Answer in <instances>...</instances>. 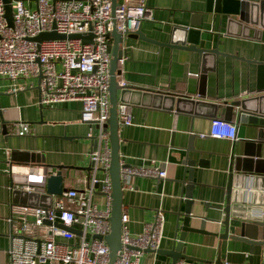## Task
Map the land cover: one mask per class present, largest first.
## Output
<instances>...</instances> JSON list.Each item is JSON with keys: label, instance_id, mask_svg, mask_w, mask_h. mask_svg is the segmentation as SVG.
I'll return each mask as SVG.
<instances>
[{"label": "crops", "instance_id": "0c3cea01", "mask_svg": "<svg viewBox=\"0 0 264 264\" xmlns=\"http://www.w3.org/2000/svg\"><path fill=\"white\" fill-rule=\"evenodd\" d=\"M207 1L147 0L151 17L141 23L142 36H124L120 50L118 82L135 90L123 96L129 101L132 124L119 125L120 160L139 166L156 159L167 171L166 177L160 180L132 176L124 181L122 210L128 214L127 226L133 235L141 232L145 223L152 222L157 211L164 214L159 249L171 247L176 221H182V216L178 218V211L184 210L180 181L184 176L187 178L189 160L205 159L208 163L207 167L195 166L192 173V213L223 218L220 211L211 206L207 208L205 204L220 206L225 202L228 159L215 153L229 150L233 140L209 136L213 119L224 118L237 123L235 140L239 144L242 140H249L254 154L258 153L261 145L258 139L260 126L241 123L239 110L230 103L264 95V30L257 27L249 32L243 31L227 24V16H223L220 24L218 14L205 13ZM197 22H200L199 26L194 25ZM186 27L201 30L199 46L218 47L220 54H210L203 59L194 51L169 45V41H178L176 39ZM204 38H208L209 43ZM111 49L112 44L110 53ZM19 82L26 87L10 93L7 91L9 81L0 78V264H8L9 261L10 225L7 219L14 202L10 191L12 177L5 169L10 162L39 164L13 161L14 152L43 153L45 163L53 168L56 165L72 167L63 172V185L68 187L80 185L77 180L88 172L85 170L89 164L87 153L92 149L91 141L86 137L89 125L79 121L80 101L41 104L37 79H19ZM156 93L182 96L192 101L178 103L177 110L175 106L169 109L173 102L162 100ZM117 96L120 97V90ZM17 121L29 122L32 133L27 136L14 134ZM5 123L7 133H3ZM200 133L206 137L198 136ZM191 134H195L192 139L194 150L188 147ZM195 149L207 152L200 155ZM253 191L256 200L252 205L253 211L250 217L241 221L248 225V237L264 239V229L261 235L256 219L264 221L262 205L258 203L259 195L262 198L264 195L260 194L261 190ZM92 200L98 209H105V196L97 193ZM241 221H231V235L241 234L238 227ZM207 229L222 232L224 226L209 223ZM184 245L187 255L206 262L183 259V264H216L219 255L229 264H264L263 246L256 245L251 254V244L230 237L221 240L214 235L188 233ZM139 263L172 264V259L147 251L139 257Z\"/></svg>", "mask_w": 264, "mask_h": 264}, {"label": "built area", "instance_id": "2783aa9c", "mask_svg": "<svg viewBox=\"0 0 264 264\" xmlns=\"http://www.w3.org/2000/svg\"><path fill=\"white\" fill-rule=\"evenodd\" d=\"M11 5L13 26L8 25L4 3L0 0V78L9 81L7 91L23 90L26 86L19 79L35 78L39 80L41 104L80 101L79 121L89 125V135H95L98 143L87 153L91 170L78 178L80 185L64 187L60 194H51L50 207L11 203L7 219L10 225L8 264H108L109 249L103 237L110 231L112 189L108 170L110 143L104 128L110 109L112 37L109 33L113 29V18L118 31H136L151 17L150 8L147 0H117L114 8L112 0H11ZM52 30L66 36L91 33L93 38L90 43L68 38L39 43L33 40L38 34ZM117 118L119 125L132 124L127 104L118 105ZM14 127V134L18 136L32 133L29 122L17 121ZM237 133V123L215 118L209 136L235 140ZM198 136L206 137L203 133ZM8 166L5 171L10 176L24 178L20 182L12 181L11 192L43 194L47 177L56 171L39 164L10 162ZM166 174L165 166L156 159L120 169L123 180L132 176L160 180ZM97 193L105 196V209H98L94 204L92 199ZM128 221V214L122 212L121 247L112 264H140L139 257L143 253L160 246L164 224L161 211L135 235L130 233ZM38 227L42 228L40 235ZM71 227L77 228L80 234L71 231ZM93 235L101 238H93ZM176 264H183V260ZM221 264L229 262L225 260Z\"/></svg>", "mask_w": 264, "mask_h": 264}, {"label": "water", "instance_id": "95a60500", "mask_svg": "<svg viewBox=\"0 0 264 264\" xmlns=\"http://www.w3.org/2000/svg\"><path fill=\"white\" fill-rule=\"evenodd\" d=\"M117 0H112V6L116 5ZM4 9H5V18L9 26H13V10L11 5V0H3ZM205 13L207 14H218L219 23L223 21V16H227V24H231L237 27H240L243 31L247 30L248 32L252 28L260 27L264 30V0H208ZM214 21V20H213ZM115 18L112 20L113 29L109 33L112 37V49L110 54L109 62V100H110V109H109V118L108 122L105 125V130L108 132V138L110 143V165H109V176L111 181V213H110V231L103 238L106 241V244L109 249V261L108 264H112L117 257V252L121 247V214L122 210V195H123V180L120 176V169L129 167L130 165L121 163L120 154H119V123L117 118V108L118 103H129L127 99H124L123 96L134 92L131 90V87L127 85H120L117 79V66L118 61L121 58V45L123 43L124 36L127 35H139L142 36L140 27L134 32H125L122 33L118 31L115 27ZM199 26L200 22L194 24ZM183 32L180 34L178 41L171 42L168 44L177 48L186 49L189 51H194L198 53L203 59L210 54H220L218 47H200V33L197 27H186L182 29ZM80 39L83 43L92 42L93 35L91 33H75L70 35H63L57 33L55 30L50 32H43L33 37V40L36 42H41L43 40L51 39ZM204 41L208 42V38H204ZM220 41V34L218 38V43ZM41 78V75L38 79ZM38 90L39 80L36 86ZM120 90V97L117 96V91ZM2 92H0V95ZM161 97L162 100L170 99L173 102L168 108L177 110V104L180 102L192 101L186 97L176 96L172 94L156 93ZM131 102V101H130ZM201 102V101H196ZM230 106L237 108L239 110V121L241 123H248L251 126L256 125L260 126L258 131V139L261 142L260 149L258 153L254 154V149L249 145V140H242L239 144L237 140H233V143L229 150H219L215 154L221 158L228 159V182L226 186V199L223 205L214 206L205 204L207 208L211 206L217 211H220L223 215V218L218 217H208L200 214L192 213V205H194V200L192 196V189L194 187L192 181V173L194 167H207L208 163L204 161L205 159H198L196 162L189 160L187 165L189 169L187 170V178H184L180 181L182 184L181 191V201L184 203V210L178 211V218L182 216V221H176V226L174 230L173 239L171 242V247L169 249H156L155 253L164 254L172 259V264H176L178 260H195L199 262H206V260L189 256L185 253L184 242L188 233H198L205 235H214L223 239H237L241 241L248 242L251 244V254L254 253L253 248L256 245L264 246L263 238H250L247 235V223L246 221H241L244 218L247 219L251 216L253 211L252 205L256 203L255 193L253 190H261V195H264V95L252 98H242L230 103ZM40 107L41 104H40ZM7 123L3 125V133H7L6 130ZM90 139L92 144V149L97 147L98 138L95 135L86 136ZM195 134H191L189 139V149L194 150L192 147V139H194ZM72 138V137H66ZM200 155L206 153L204 149H195ZM12 160L19 161L23 163H39L45 167H52L45 163V158L43 153L35 151H15ZM197 163V164H196ZM55 174H51L47 177L45 193H26L15 190L12 192L13 201L19 203H28L32 205H40L44 207H50L51 205V194H60L64 188V170L67 168H72L66 165H56ZM86 171L91 170V165L88 164L85 167ZM12 181L20 182L23 181V177L12 175ZM258 192V191H256ZM248 195H251L248 196ZM262 212L264 213V198L259 195V201ZM250 214V215H248ZM259 225V233L262 235L264 221L262 219L256 218ZM239 220L241 224L238 225L240 228V235H231V221ZM195 221H198V225H195ZM219 224L224 226V231H211L207 229V225ZM59 227H63L60 223H55ZM256 224V222H255ZM71 231L80 234V231L75 228H69ZM101 238L100 235H93V238ZM149 251V250H148ZM147 252V251H146ZM222 259L221 255L218 256L216 264H221Z\"/></svg>", "mask_w": 264, "mask_h": 264}, {"label": "rangeland", "instance_id": "374dc122", "mask_svg": "<svg viewBox=\"0 0 264 264\" xmlns=\"http://www.w3.org/2000/svg\"><path fill=\"white\" fill-rule=\"evenodd\" d=\"M37 230H38V233H39V235H40L41 232H42V228H41V227H38Z\"/></svg>", "mask_w": 264, "mask_h": 264}]
</instances>
